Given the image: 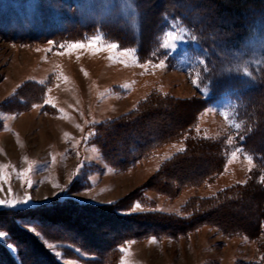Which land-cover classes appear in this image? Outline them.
<instances>
[{
  "label": "rangeland",
  "instance_id": "374dc122",
  "mask_svg": "<svg viewBox=\"0 0 264 264\" xmlns=\"http://www.w3.org/2000/svg\"><path fill=\"white\" fill-rule=\"evenodd\" d=\"M65 1L60 7L57 0H44L46 27L54 23L61 30L52 38L20 42L0 37V165L7 177L0 181V199L32 198L16 207L0 205V211L13 218L17 211L53 202L98 206L120 201V214L186 218L197 200L235 192L182 234L129 239L102 257L53 242V234L44 238L31 224L17 220L13 227L37 236L60 264H264V168L242 146L251 144L264 153V99L254 120L261 131L251 126L244 141L231 118L232 102H206L200 74L187 71L181 46L189 33L163 15L168 0ZM25 3L26 26L41 28L40 17L33 19L34 0ZM59 8L69 15L66 20ZM169 32L183 38L168 37ZM93 38L94 49L67 48ZM112 44L117 47L110 49ZM255 45L260 48V40ZM125 49L130 51L121 57ZM161 60L164 67L153 66ZM158 95L165 100L145 104ZM49 98L52 104L45 103ZM135 113L138 118L129 125L111 127L112 120ZM188 119V133L146 145L124 169L112 166V155L103 147L105 138L120 155L125 143L170 132ZM191 143L193 156H185ZM167 163V179L152 180ZM210 166L214 169L206 172ZM24 169L29 171L20 177ZM133 191L136 199H124ZM201 204L204 212L215 207ZM255 215L257 233L249 228ZM6 227L0 225V247L17 260Z\"/></svg>",
  "mask_w": 264,
  "mask_h": 264
},
{
  "label": "trees",
  "instance_id": "16d2710c",
  "mask_svg": "<svg viewBox=\"0 0 264 264\" xmlns=\"http://www.w3.org/2000/svg\"><path fill=\"white\" fill-rule=\"evenodd\" d=\"M57 1L60 7L67 2ZM168 1L170 6L162 10L163 15L174 23V27L183 28L189 33V40L185 45L188 56L187 71L200 74L199 88L205 101L231 99L233 103L231 118L239 124V134L244 141V137L251 134V126L253 131H261L257 127L258 124H255L258 120L255 122L254 120L259 115L257 108L262 107L260 102L264 99V0ZM34 6L33 19L35 20L36 16L40 17L41 28L39 29L35 25L26 26L25 0H0V37L21 42L38 41L43 36L52 38L53 35H57L61 30L55 28L54 23L46 27L44 0H34ZM58 14L64 20H66L65 17H69L65 11L62 13L60 8ZM256 40H260V48L256 47ZM161 100H165L164 97H150L145 104H157ZM136 115V113L134 116L130 114L121 119L112 120L111 127L127 126L138 118ZM131 116L132 119H130ZM190 122L192 123L189 119L184 120L173 126L170 132L162 130L153 136L150 134L144 140L136 139L134 142L133 140L127 142L124 146L122 145L123 150L120 155L105 138L103 147L107 154L112 155L114 164L112 166L116 169L123 166L122 169H124L142 156L141 153L146 145L176 133L181 135L188 133ZM258 139H262L260 135ZM192 144L184 152L185 156L186 154L193 156L192 151L195 149L191 146ZM242 146L264 168V153L260 151V148L247 143H242ZM109 147L112 152L108 151ZM178 157L171 161L170 165L181 158L180 155ZM170 165L167 163L166 167L152 177V180L159 178L166 180V168ZM213 166L215 167L216 164ZM213 166H210L206 172L213 170ZM147 185L148 182L140 189ZM225 194L204 199L205 201L197 200L195 203L198 207L196 210L194 208V212L186 218H175L159 213L120 214L119 206L122 205L120 201L98 206L78 204L74 201L53 202L17 211L13 218L6 211H0V225L8 227L10 238L18 249V259L15 260L0 247V264H60L37 236L24 229L13 227V222L17 220L23 224H31L44 238H53L50 236L53 234L56 237L52 239L53 242L69 244L102 257L129 239L182 234L197 220L215 213L221 204L228 202V196L235 192ZM124 199H136L135 192L129 193ZM202 202H207L208 207H215L210 208L209 212H204ZM199 211L203 213L200 214ZM19 212L20 216H18ZM257 218L258 216L255 215L249 226L251 232L257 233L260 228ZM43 227H50L52 232L50 233L47 229L49 233L46 232Z\"/></svg>",
  "mask_w": 264,
  "mask_h": 264
},
{
  "label": "snow or ice",
  "instance_id": "6c2138e0",
  "mask_svg": "<svg viewBox=\"0 0 264 264\" xmlns=\"http://www.w3.org/2000/svg\"><path fill=\"white\" fill-rule=\"evenodd\" d=\"M167 36L168 37H174L175 39H182L183 38V37H180V36H174V34L172 32L167 33ZM49 43L51 44L52 42L50 41ZM164 46L165 47L168 46L167 41H165V45ZM60 47L63 48L64 45H61ZM96 47H97L96 38H93V40H91V41H89L87 43H84L82 41H75V42L69 43L67 45V48L69 50H72V49H83V48L94 49ZM109 47H110V49H114V48L117 47V45L116 44H112ZM129 51H130V49H125L123 52L120 53V56L123 57V56L127 55ZM62 54L63 53H61V55ZM141 66L143 67V65H141ZM153 66L156 67V68L164 67V61L161 60L159 63H157V64H155ZM61 78H63V77H61ZM192 83L194 85H197V81L196 80H193ZM45 103L46 104H52V100L50 98L46 99ZM60 111L62 112L63 109H60ZM237 127H239V125H237ZM205 138L207 139V137H205ZM229 139H231V138H229ZM183 150L184 149H180V151H183ZM235 155H236L235 152L232 153V156H235ZM246 158H248V157H246ZM248 159L250 160V158H248ZM28 171H29V169H24L23 171L19 172L18 175L20 177H24L28 173ZM73 175H75V173ZM0 181H5V182L7 181V177L4 175L3 166L2 165H0ZM28 183H29V186H31V181H29ZM55 194H57V193H53V195H55ZM45 199H47V198H45ZM31 200H32V198L28 194H25V196H24V198L22 200H12V199L4 200V199H0V205H4V206H8V207H16L19 204H27ZM135 207L139 208L140 205L137 204ZM0 235H3V233H0ZM125 264H126V262H125Z\"/></svg>",
  "mask_w": 264,
  "mask_h": 264
}]
</instances>
